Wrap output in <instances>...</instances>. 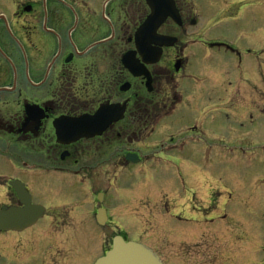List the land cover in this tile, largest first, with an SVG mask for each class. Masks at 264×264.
<instances>
[{
    "label": "flooded vegetation",
    "instance_id": "obj_1",
    "mask_svg": "<svg viewBox=\"0 0 264 264\" xmlns=\"http://www.w3.org/2000/svg\"><path fill=\"white\" fill-rule=\"evenodd\" d=\"M263 72L264 0H0V264H72L135 222L162 246L164 205L174 264L230 234L258 264L238 233L264 197Z\"/></svg>",
    "mask_w": 264,
    "mask_h": 264
},
{
    "label": "rangeland",
    "instance_id": "obj_2",
    "mask_svg": "<svg viewBox=\"0 0 264 264\" xmlns=\"http://www.w3.org/2000/svg\"><path fill=\"white\" fill-rule=\"evenodd\" d=\"M258 12V11H256ZM264 73V72H263ZM260 102H262V99L259 98ZM264 108V105L260 106V109ZM254 164H252L251 162H240L237 165V170L239 171L240 174L242 175H249V176H257L258 175V168H256L255 166H253ZM229 169H231L232 171H234L232 168L229 167ZM170 174V173H169ZM259 174L264 175V169L259 168ZM163 180L162 182L164 184L170 183V177H162ZM126 189L128 190V187H126ZM259 191H261L263 188L262 187H258ZM132 190V189H131ZM167 191H169V188H167ZM133 194L138 193L136 191V188H133L132 191ZM164 195V193H162ZM169 194V193H167ZM164 205V204H163ZM258 208H257V214L255 216L256 224L254 223V221L251 223V221H247L248 225H246V227H243L240 232L238 233L239 235H241L242 237H244L246 235V229L248 228L247 231H257L258 233V242L259 244H264V197H261L258 199ZM166 207L164 205V207H161L160 211H157V209L155 210V213L158 212H164L162 213V217H164L166 220L163 219V221H159V224H157V228L154 226L152 227V225H150V229L146 230L145 232H148V234H152L151 235V242H159L162 246H155L156 244H154V246L152 247L154 250L157 249L158 251L156 252L157 254L162 255V258L164 261H166L167 264H174V258H175V252L173 250V247L171 246V242L177 244L178 240L176 237L175 232H173L174 226L172 224H174L173 219L170 218L169 214H165L166 211ZM134 214V212H127L126 215L130 216ZM258 216V217H257ZM173 221V223L169 224L168 222ZM126 223H132L131 221H129V219H126ZM133 228L132 226L130 227L132 230H128V236L130 240H135V241H140V238H137L136 233H140V231H135V229H138V227L140 226V224H137L136 222L133 223ZM126 227H128L126 225ZM136 227V228H135ZM234 226L227 224L226 227V233L227 236L230 234L231 229ZM140 228V227H139ZM181 230V228H180ZM117 232V231H116ZM95 239L91 244L90 241H85L82 247H78L79 251H75L72 253L67 252L66 257L67 259H70V261H74L72 262V264H80L82 261H85L89 258V255L91 253H93L94 257L96 252H98V256H101L102 252L105 251L108 247H103L102 246V236L103 239L106 240V238L108 239V235L110 233V231H101L95 230ZM108 234V235H107ZM235 238L232 234H230L229 238H228V243L230 244V251L231 253H227L225 250L219 248L218 246H213V248L210 247L209 253L208 255L203 258L200 257L197 254H194L192 257H188L186 256V258L184 259L185 261H187L188 264H238L239 262H241V264H248L249 263V259H247V261L245 260V255L246 253H248V251H250L251 248V243L250 240H235ZM191 240V239H190ZM201 238H195L192 242L195 243V245H198L199 243H201ZM187 237L184 236L183 238L180 239V243L181 244H185L187 243ZM197 247H202V246H196L195 248L197 249ZM242 248V249H241ZM183 249V245L181 247V250ZM240 249L243 250V254L241 256V258H239L240 256ZM90 250H92L91 252H89ZM173 250V251H172ZM174 252V253H173ZM222 255H224V257H221ZM174 256V257H173ZM258 259H259V263L261 264V262L264 261V252L260 253L258 255ZM225 262V263H224ZM81 264H85V263H81ZM240 264V263H239Z\"/></svg>",
    "mask_w": 264,
    "mask_h": 264
},
{
    "label": "water",
    "instance_id": "obj_3",
    "mask_svg": "<svg viewBox=\"0 0 264 264\" xmlns=\"http://www.w3.org/2000/svg\"><path fill=\"white\" fill-rule=\"evenodd\" d=\"M88 131L91 133V128ZM95 264H162V262L148 247L136 242H126L121 236H117L112 249Z\"/></svg>",
    "mask_w": 264,
    "mask_h": 264
}]
</instances>
